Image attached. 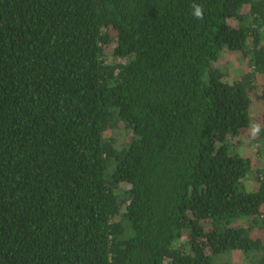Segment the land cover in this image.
Segmentation results:
<instances>
[{
	"label": "trees",
	"instance_id": "obj_1",
	"mask_svg": "<svg viewBox=\"0 0 264 264\" xmlns=\"http://www.w3.org/2000/svg\"><path fill=\"white\" fill-rule=\"evenodd\" d=\"M263 30L264 0H0V264H264L232 142L255 101L264 140Z\"/></svg>",
	"mask_w": 264,
	"mask_h": 264
},
{
	"label": "rangeland",
	"instance_id": "obj_2",
	"mask_svg": "<svg viewBox=\"0 0 264 264\" xmlns=\"http://www.w3.org/2000/svg\"><path fill=\"white\" fill-rule=\"evenodd\" d=\"M229 23L231 25H236L235 20L232 19L229 20ZM262 40H263L262 43L264 44V30H263ZM221 62L226 64V66L229 69L230 76L232 77H238L242 75L248 68L247 60H243L240 54L237 55L229 54L228 56H225V58L222 59ZM260 77L263 78V76L259 75V79H261ZM262 112H263V106L261 102L255 101L252 111L253 123L251 126V132L253 127L257 126L258 122L260 123L259 117L261 116ZM232 142L235 144L236 150H238L241 154L250 157L252 160V172L248 174L244 182L247 189L248 188L249 190L253 189L255 184L252 180L253 172L257 170H261L263 172L264 170V140L261 137H259L258 133H256L255 135L253 134L249 135V131L246 130L242 133V136H240V138H237ZM246 224H247L246 219H242L238 222V225L245 226ZM255 232H257V229L255 230ZM185 241H186L185 238H183L181 240V244L184 243ZM237 258H235V256L232 255L231 257H228L227 260L230 262H235ZM222 259L226 260L224 257ZM237 262L242 263L243 260L241 262V260L238 258Z\"/></svg>",
	"mask_w": 264,
	"mask_h": 264
},
{
	"label": "clouds",
	"instance_id": "obj_3",
	"mask_svg": "<svg viewBox=\"0 0 264 264\" xmlns=\"http://www.w3.org/2000/svg\"><path fill=\"white\" fill-rule=\"evenodd\" d=\"M194 17L198 19H203V9L201 6H195V11L193 13ZM260 131L259 126H254L252 129V134L255 135Z\"/></svg>",
	"mask_w": 264,
	"mask_h": 264
}]
</instances>
